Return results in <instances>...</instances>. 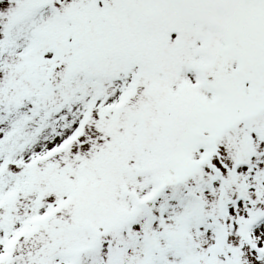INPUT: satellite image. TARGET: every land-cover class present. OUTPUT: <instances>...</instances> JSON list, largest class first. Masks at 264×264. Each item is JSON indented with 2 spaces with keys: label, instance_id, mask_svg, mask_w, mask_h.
Masks as SVG:
<instances>
[{
  "label": "snow or ice",
  "instance_id": "1",
  "mask_svg": "<svg viewBox=\"0 0 264 264\" xmlns=\"http://www.w3.org/2000/svg\"><path fill=\"white\" fill-rule=\"evenodd\" d=\"M0 264H264V0H0Z\"/></svg>",
  "mask_w": 264,
  "mask_h": 264
}]
</instances>
